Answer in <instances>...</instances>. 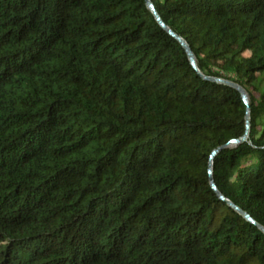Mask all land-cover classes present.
Masks as SVG:
<instances>
[{
  "label": "trees",
  "instance_id": "trees-1",
  "mask_svg": "<svg viewBox=\"0 0 264 264\" xmlns=\"http://www.w3.org/2000/svg\"><path fill=\"white\" fill-rule=\"evenodd\" d=\"M0 0V264H264V0ZM202 75L230 79L246 92Z\"/></svg>",
  "mask_w": 264,
  "mask_h": 264
},
{
  "label": "water",
  "instance_id": "water-1",
  "mask_svg": "<svg viewBox=\"0 0 264 264\" xmlns=\"http://www.w3.org/2000/svg\"><path fill=\"white\" fill-rule=\"evenodd\" d=\"M146 6L148 7V9L150 10V12L152 13L154 19L157 21V23L163 28L165 29L170 35H172L179 43L180 45L183 47L188 62L190 63V65L196 69V64H195V59H194V55L189 47V45L186 43V41L179 36L178 34L174 33L160 18V16L158 15V13L156 12V10L154 9L152 3L150 0H144ZM203 77L212 79V80H216V81H220L226 84H229L230 86L234 87L235 89L238 90V92L240 93L241 99L243 100V102L245 103V111H244V131L243 133L238 136L237 138H231L229 139L230 142H236V141H240L242 140L246 134H247V128H248V111H247V101H246V92L244 90V88L242 86H240L239 84H237L236 82L230 80V79H226V78H222V77H218V76H212V75H202ZM223 145H218L216 147H214L213 149H211L209 156H208V162H207V172H208V182L210 184V186L216 191V193L224 198V200L226 201V203L228 205H230L231 207H233L238 213H240L246 220L254 223L259 229H261L264 232V227L257 223L246 211L242 210L241 208H239L238 206H236L235 204H233L230 200H228L227 198L223 197L215 188V185L212 181V178L210 176V169H211V157L213 156V154L217 151L218 148H220Z\"/></svg>",
  "mask_w": 264,
  "mask_h": 264
}]
</instances>
